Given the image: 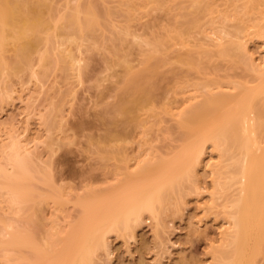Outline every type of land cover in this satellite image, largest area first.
<instances>
[{
	"label": "bare ground",
	"instance_id": "1",
	"mask_svg": "<svg viewBox=\"0 0 264 264\" xmlns=\"http://www.w3.org/2000/svg\"><path fill=\"white\" fill-rule=\"evenodd\" d=\"M162 2L130 1L127 18L133 20L137 9L146 14L155 4L163 6ZM189 2L190 9L183 14L185 22L171 27L165 37L153 34L147 39L124 27L111 44L113 61L124 65L125 73L115 101L116 116H121L123 121L116 120L115 124L117 128L132 127L133 130L140 126L137 110L155 99L151 77L158 68L152 61L157 53L165 52V48L176 41L198 45V63L191 59L187 62L195 71L203 72L204 77L185 85L193 86L191 92L174 107L166 109L173 116L176 128L181 129L179 139L184 143L171 158L146 162L135 171H131L128 164L125 172L118 171L105 198L95 204L80 200L82 215L75 223L63 227L65 224L57 222L59 217L54 211L64 210L66 197L59 191L41 188V184L51 187L55 182L52 161L44 165L36 161L25 145L27 142L15 133L2 148L5 164H0V191L11 195L18 218L12 230L4 222L0 248L6 251L16 248L15 264H87L92 260L95 247L107 249L106 234L114 227L131 228L132 224L140 222L144 210L157 219L155 203L163 204L167 194L182 190L185 179L192 181L208 145L220 158L213 171V184L224 197L222 206L228 224L223 231L225 247H229L224 264H251L255 255L263 253L264 57L257 62L247 42L258 38L264 43V0ZM43 5L42 0H0V73H15L30 64L32 54L43 41L49 43L61 37L68 42L83 40L87 32L99 25L97 13L92 8L82 11L79 5L72 14L59 17L53 24L46 17ZM198 32L203 37L194 42L192 38ZM64 44L61 42L55 48L56 64L81 72L82 58L76 56L70 46H62ZM145 46L138 65L130 63L127 56L135 47ZM8 50L13 51V60L8 59ZM51 58L46 47L39 53L42 63ZM214 58L231 64L218 67L209 63ZM210 67L213 70L208 75L205 71ZM238 68L242 72L235 75L219 72ZM146 122L143 120V126ZM115 132V139L119 141L120 130ZM43 201L49 206L48 214L41 219ZM26 209L28 217H25ZM38 218L43 226L58 227L55 233L49 229L41 232L45 243H39L30 228Z\"/></svg>",
	"mask_w": 264,
	"mask_h": 264
},
{
	"label": "rangeland",
	"instance_id": "2",
	"mask_svg": "<svg viewBox=\"0 0 264 264\" xmlns=\"http://www.w3.org/2000/svg\"><path fill=\"white\" fill-rule=\"evenodd\" d=\"M130 1L133 0H42L45 15L53 24L59 17L72 14L79 5L82 11L92 8L99 25L87 32L83 40L68 42L61 37L49 43L43 41L32 54L30 64L15 73H0V164H5L1 150L14 133L27 142L36 161L42 165L52 161L55 182L51 187L41 184V188L59 191L66 197L64 210H53L59 217L57 222L65 224L63 227L82 215L80 200L95 204L108 195L119 170L125 172L129 164L130 170L135 171L146 162L169 159L184 145L179 139L181 129L176 128L166 109L191 92L193 86L185 85L204 77L187 62L191 59L198 63L199 48L194 43L176 41L165 52L157 53L152 60L158 66L151 77L154 102L137 110L138 128L116 127V120L123 121L116 116L115 101L125 75L124 65L113 61L111 44L116 33L128 27L143 38L153 34L165 37L171 27L185 22L183 14L190 9L189 0H162L163 6L155 4L146 14L137 9L136 17L129 20L126 10ZM207 29L211 30L210 25ZM202 37L198 32L192 39L195 42ZM61 42L82 58L81 72L56 64L55 48ZM45 47L52 58L42 63L39 53ZM146 48L135 47L127 56L130 63L138 65ZM247 48L257 62L264 57L263 39H249ZM6 55L14 59L13 51L8 50ZM209 63L218 67L231 64L219 58ZM212 70L210 67L205 73L209 75ZM219 72L235 75L242 69ZM143 120L147 121L146 126ZM116 129L120 130L119 141L115 139ZM219 160L218 153L206 146L192 181L185 179L182 190L167 194L163 204L155 203L157 219L144 210L140 222L131 228L114 227L106 234L107 249L94 246L92 260L87 264H224L229 247H225L223 231L228 224L222 206L224 197L213 184V171ZM41 204L43 219L49 204ZM28 213L26 209L25 217ZM17 218L11 195L0 191V230L4 229V222L12 230ZM40 221L38 218L30 228L38 242L45 243L41 232L49 229L55 233L58 227L43 226ZM16 256V248H0V264H15ZM251 264H264V249Z\"/></svg>",
	"mask_w": 264,
	"mask_h": 264
}]
</instances>
